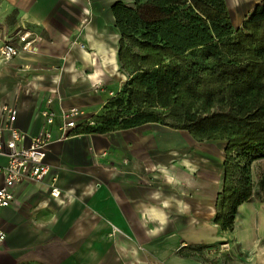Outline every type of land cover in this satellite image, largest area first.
Masks as SVG:
<instances>
[{
    "label": "crops",
    "instance_id": "crops-1",
    "mask_svg": "<svg viewBox=\"0 0 264 264\" xmlns=\"http://www.w3.org/2000/svg\"><path fill=\"white\" fill-rule=\"evenodd\" d=\"M119 1L134 4L0 0V45H19L24 32L36 38L33 49L0 55V126L8 104L25 142L43 129L52 134L50 172L17 184L15 201L0 208V264H264L262 174L258 195L237 206L233 230L216 222L224 142L154 122L62 137L67 109L81 110L78 124L97 118L129 78L113 11ZM251 1L249 10L259 2Z\"/></svg>",
    "mask_w": 264,
    "mask_h": 264
},
{
    "label": "trees",
    "instance_id": "trees-1",
    "mask_svg": "<svg viewBox=\"0 0 264 264\" xmlns=\"http://www.w3.org/2000/svg\"><path fill=\"white\" fill-rule=\"evenodd\" d=\"M113 11L121 34L122 68L123 40L136 36L152 46L161 45L170 57H192L187 68L177 65L166 70L153 67L139 71L135 78L140 80L145 98L167 99L169 94L178 93L190 77L204 73L205 66L221 76L203 89L207 105L215 107L212 114L202 117L187 112L174 125L161 124L189 129L199 140H227L216 222L223 230H233L237 206L251 200L254 191L246 168L243 182L231 184L229 154L238 149L239 158H264V0L252 6L236 29L226 0H134L132 6L119 1ZM247 50L250 56L242 58L241 53ZM134 80L128 78L125 87L109 100L104 113L92 118L93 124L85 121L75 129L106 132L160 123L162 116L155 111L134 108L140 94L134 90ZM162 106L168 109L171 104L164 101ZM260 186L264 199V174Z\"/></svg>",
    "mask_w": 264,
    "mask_h": 264
},
{
    "label": "rangeland",
    "instance_id": "rangeland-1",
    "mask_svg": "<svg viewBox=\"0 0 264 264\" xmlns=\"http://www.w3.org/2000/svg\"><path fill=\"white\" fill-rule=\"evenodd\" d=\"M231 14L232 25L234 28H239L243 22L244 16L252 5V2L247 3L246 0H226ZM259 2L262 0H258ZM250 52L244 51L241 53L242 58H248ZM123 68L127 72L128 77L135 79L133 82L134 90L140 94L135 98L134 108H141L144 111H155L162 116L158 122H165L169 125H174L179 118H185L187 112L196 113L198 116H207L213 113L215 107L207 105V99L203 97V89L205 86H212L215 78L221 79L217 73H214L211 68L205 66L204 73L198 77H190L189 82L183 84L178 93H171L167 99L162 98H145L142 94L144 88L140 84V80L136 79V75L141 70L152 69L153 67L175 68L177 65H182L185 68L192 62V57H170L162 46H152L143 42L137 36L133 38H125L123 40ZM136 70V71H133ZM128 80V79H127ZM226 80V79H224ZM125 87V85L123 86ZM122 87V89H123ZM127 98V93H124ZM164 101H168L171 107L166 109L162 106ZM189 131V129H184ZM197 141H222L227 143L225 138L217 140H199ZM238 149L229 154V164L231 167L232 183L240 184L243 182L244 169L246 168L250 176V183L253 187L254 196L258 195L255 186L257 177L260 178L264 174V158L256 157L251 159H243L238 157Z\"/></svg>",
    "mask_w": 264,
    "mask_h": 264
},
{
    "label": "built area",
    "instance_id": "built-area-1",
    "mask_svg": "<svg viewBox=\"0 0 264 264\" xmlns=\"http://www.w3.org/2000/svg\"><path fill=\"white\" fill-rule=\"evenodd\" d=\"M36 38L29 32L19 35V45L11 41H5L0 45V55L9 60L22 50H30L35 47ZM7 115V122L0 126V173L3 175V183L0 185V208L9 206L15 201L14 187L23 182L42 180L50 172V164L46 161L47 146L51 140V132L48 129L41 130L37 135L31 136L29 142L27 133L15 126L16 114L14 108L8 104L1 106ZM81 110L71 107L63 114V121L59 126L62 137L68 139L76 136L71 130L78 125ZM45 123L54 122V113L43 111ZM87 122L93 124L92 119ZM60 188L51 184V194L58 196ZM6 240V234L0 229V245Z\"/></svg>",
    "mask_w": 264,
    "mask_h": 264
}]
</instances>
